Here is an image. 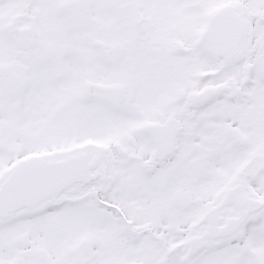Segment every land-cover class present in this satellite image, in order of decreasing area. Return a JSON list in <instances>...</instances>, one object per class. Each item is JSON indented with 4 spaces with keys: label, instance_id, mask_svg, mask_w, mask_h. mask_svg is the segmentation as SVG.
Listing matches in <instances>:
<instances>
[{
    "label": "snow or ice",
    "instance_id": "1",
    "mask_svg": "<svg viewBox=\"0 0 264 264\" xmlns=\"http://www.w3.org/2000/svg\"><path fill=\"white\" fill-rule=\"evenodd\" d=\"M0 264H264V0H0Z\"/></svg>",
    "mask_w": 264,
    "mask_h": 264
}]
</instances>
